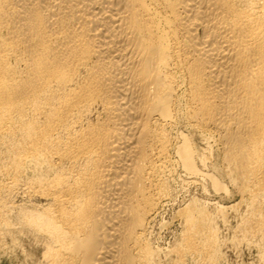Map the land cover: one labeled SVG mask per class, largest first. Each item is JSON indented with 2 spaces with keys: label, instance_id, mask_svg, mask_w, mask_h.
<instances>
[{
  "label": "bare ground",
  "instance_id": "1",
  "mask_svg": "<svg viewBox=\"0 0 264 264\" xmlns=\"http://www.w3.org/2000/svg\"><path fill=\"white\" fill-rule=\"evenodd\" d=\"M188 130L217 138L264 263V0H0V253L158 264L176 168L224 187ZM188 210L182 261L214 245Z\"/></svg>",
  "mask_w": 264,
  "mask_h": 264
},
{
  "label": "rangeland",
  "instance_id": "2",
  "mask_svg": "<svg viewBox=\"0 0 264 264\" xmlns=\"http://www.w3.org/2000/svg\"><path fill=\"white\" fill-rule=\"evenodd\" d=\"M187 133H190L189 136L194 139L201 153L203 150L202 154L207 156V163L205 166L199 163L200 167L206 173H215L224 187H215L208 176L194 178L181 167L176 168L173 179L169 182V195L163 199L164 202L160 205L162 208H159L149 227V237L151 236L153 247L159 253L156 257L157 263L264 264L262 257H259L260 247L244 239L243 231L241 233V229H244L242 220H245L249 209L244 197L236 189L233 178L225 170L217 138L210 139L205 136V139L198 132L195 134L196 132L191 130ZM186 209H189L187 215L193 219L205 217L201 222V219L195 222L200 223L204 229L201 239L214 244L208 253L209 256L204 254L208 259L202 256L201 252L192 250L186 251L184 261L180 259L178 248L187 242L191 228L183 216ZM21 259V256L15 257V253H0V264H25Z\"/></svg>",
  "mask_w": 264,
  "mask_h": 264
}]
</instances>
